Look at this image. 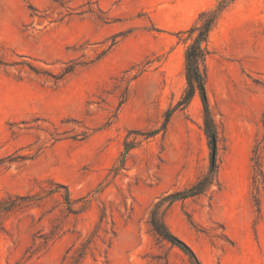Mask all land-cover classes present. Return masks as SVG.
<instances>
[{
    "label": "rangeland",
    "instance_id": "1",
    "mask_svg": "<svg viewBox=\"0 0 264 264\" xmlns=\"http://www.w3.org/2000/svg\"><path fill=\"white\" fill-rule=\"evenodd\" d=\"M218 1L0 0V200L51 182L90 198L69 213L62 187L5 214L0 264H69L97 228L82 264H187L148 219L208 169L200 94L165 132L141 134L161 126L187 86L180 31ZM209 48L220 185L174 202L165 220L203 264H264V190L259 210L254 184L257 157L264 173V0H233ZM74 62L86 65L55 79ZM126 139L137 143L113 176Z\"/></svg>",
    "mask_w": 264,
    "mask_h": 264
},
{
    "label": "trees",
    "instance_id": "2",
    "mask_svg": "<svg viewBox=\"0 0 264 264\" xmlns=\"http://www.w3.org/2000/svg\"><path fill=\"white\" fill-rule=\"evenodd\" d=\"M233 0H219L218 3L209 9L202 10L195 22L186 30L180 31L182 35H186L181 38L188 42L185 51V75L187 79V86L185 91L178 100V102L167 110L164 121L160 127L154 128L147 132H143L145 138L152 137L160 132H165L170 119L175 111L178 109L186 108L192 99L200 94L204 108V131L207 136L209 146V166L205 173L200 175L193 183L184 189L174 191L161 197L156 201L149 212L148 222L151 226L154 234L161 240H164L179 248L187 257V264H203L200 257L195 250L181 237L175 234L165 220V215L170 206L176 201H185L189 198H197L213 191L214 185H220L219 181V169H220V154H219V132L217 124L212 115V111L209 105L207 97L206 82H207V58L211 51L209 48V38L211 32L216 27L223 12ZM30 65V64H29ZM86 64L83 62H74L66 66L61 73L55 75V79L61 80L65 76L73 73L78 67H82ZM31 69L40 73V71L34 66L30 65ZM136 140L126 139L124 142L125 150L122 153L120 164L115 165L111 169L113 176L119 174L120 170L124 167L126 156L128 152L135 146ZM254 184L256 193V204L260 210V199L258 195L264 190V173L261 168L259 158L255 159V175ZM62 187L66 189L65 203L66 209L69 213H79L86 210L90 204V198L88 196L78 199H72L69 189L65 184L58 182H51L50 186L42 190V193L35 194H10L0 200V229H4L2 217L5 214L14 212L30 206L35 201L42 200L43 198L53 195L58 192ZM82 202L79 207L75 204ZM106 211L103 210L100 216V223H103L106 218ZM98 232V228L85 242L78 248L76 254L72 256L69 264H82L85 260L90 245L93 241V237Z\"/></svg>",
    "mask_w": 264,
    "mask_h": 264
}]
</instances>
